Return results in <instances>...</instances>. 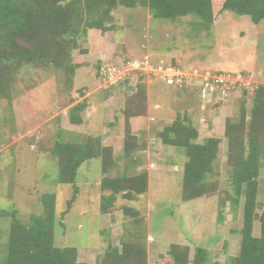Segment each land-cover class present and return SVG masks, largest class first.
Returning <instances> with one entry per match:
<instances>
[{"label": "rangeland", "instance_id": "obj_1", "mask_svg": "<svg viewBox=\"0 0 264 264\" xmlns=\"http://www.w3.org/2000/svg\"><path fill=\"white\" fill-rule=\"evenodd\" d=\"M221 4V0H214V23L206 30L199 28L197 19L191 16L172 22L154 19L147 7L113 10L110 31L94 38V42L91 31L80 39V48L90 49L91 42L95 48L103 47L100 66L105 62L102 66L120 67L125 74L123 81L109 91L103 87L108 80L103 83L96 74L98 52L83 55H79V50L73 52V61L79 62L81 67L71 91L67 92L64 73L26 68L11 98L0 99V212L16 210L17 218L27 223L31 214L43 213L41 197L55 193V244L75 247L78 261L86 264H100L99 259L107 247L118 246L120 236L129 232L146 236L147 264H172L168 255L171 244L187 246L190 261L196 248H204L210 252V264H229V259L239 250L236 231L242 226L243 198L233 203L224 193L225 179L231 171L225 156L226 141L220 144L216 163L221 177L219 192L185 202L181 200L186 160L183 149L163 146L156 135L174 121L178 112L187 111L198 126L200 142L209 135L214 115L220 117L215 120L214 135L222 137L226 119L237 116V107L245 96L237 91L238 94L227 93L223 97L216 95L206 103L199 91L182 95L162 83L159 76L143 70L145 62L146 67L153 70L175 67L183 72L196 70L199 74L235 73L252 82L254 88L264 84V22L254 24L248 16L222 11ZM136 84L145 88L146 113L132 120L130 131L137 135L145 149L143 168H148L149 171L145 170L150 175L147 193L137 202H124L119 195L112 210L117 217H122L116 218L114 224L105 223V219L101 220L98 191L103 177L101 161L93 158L78 169V194L62 219L61 213L72 198L73 186L56 183L59 167L52 154L55 142L58 139L81 142L87 135L97 136L102 143L108 140L121 155L126 132L123 109L127 100L134 103L136 93L130 88ZM97 94H101V98L117 95L118 99L109 101L111 108L104 105L100 109L95 102V98H99L94 97ZM82 99L90 101L80 112L84 122L81 126L70 124V108ZM100 102L103 103L102 99ZM245 103L249 109L251 97L248 96ZM113 135L120 145L113 143ZM119 164L112 175L123 171L124 164L122 161ZM127 172L132 175L138 170L128 169ZM258 189V202L262 205L264 167L260 171ZM123 205L141 212V226L132 225V218L121 209ZM261 212L262 209L257 208V213ZM10 222V217L0 216V264H5L6 260ZM255 230H260L259 221L255 222Z\"/></svg>", "mask_w": 264, "mask_h": 264}, {"label": "trees", "instance_id": "obj_2", "mask_svg": "<svg viewBox=\"0 0 264 264\" xmlns=\"http://www.w3.org/2000/svg\"><path fill=\"white\" fill-rule=\"evenodd\" d=\"M221 3L222 11L248 16L254 24L264 22V0H221ZM119 7H147L154 19L172 22L191 16L197 19L199 28L205 30L214 23V0H0V99L11 98L19 76L29 67L64 73L65 92L71 91L77 70L81 67L79 62L73 61L75 50H79V55L88 52L100 54L96 74L102 78L101 68L107 67L102 66L105 62L100 66L104 58L103 47L95 48L92 44L94 38H100L112 29V11ZM88 31L93 32L92 47L80 48V39H84ZM114 87L116 85L109 86L108 91ZM168 87L177 89L182 95L193 92L187 88ZM144 89L140 84L130 88L136 96L134 103L127 100L123 109L126 132L122 155L114 154L110 145L103 146L97 136L87 135L81 142H62L59 139L55 142L52 154L59 167L56 183L73 186V195L67 209L61 213L62 219L78 194V169L93 158L101 161L103 177L98 191L102 214L113 211L119 195L124 202H137L141 195L147 193L150 175L146 170L132 175L127 172L128 169L134 170L135 159L145 150L137 135L130 131L131 120L146 113ZM240 92L245 97L237 107V116L226 119L222 137L207 136L200 142L197 124L190 113L182 111L156 138L163 146L183 149L186 160L181 200L185 202L219 192L221 177L216 163L220 144L226 141L225 156L231 171L225 179L224 193L233 203L243 198L242 226L236 231L239 250L229 259V264H264V202L262 205L258 202L259 176L264 167V84L253 86L252 91L243 88ZM248 96L251 97L249 109L245 105ZM86 106L83 101L70 108V123L82 124L80 112ZM120 161L124 164L123 171L120 175H112V170L119 168ZM41 203L43 213L31 214L27 223L17 218L16 210L0 212V216L11 218L5 264H86L78 261L75 247L55 244V193L44 194ZM257 208L262 209L261 214L257 213ZM121 209L124 215L132 218L133 226L142 225L143 217L138 209L129 205H123ZM256 221L260 222L258 237L253 234ZM146 240V236L138 232L124 233L118 246L107 247L99 263L147 264ZM168 251L172 264H207L210 259L209 251L204 248H196L192 261L189 260L187 246L171 244Z\"/></svg>", "mask_w": 264, "mask_h": 264}, {"label": "built area", "instance_id": "obj_3", "mask_svg": "<svg viewBox=\"0 0 264 264\" xmlns=\"http://www.w3.org/2000/svg\"><path fill=\"white\" fill-rule=\"evenodd\" d=\"M128 64L133 65L132 63ZM143 64H145L143 70L159 76V79L167 86H173L178 89L187 88L193 92L199 91L201 93V98H203L206 103H209L216 95L223 97V95L227 93H234L243 88L245 90H253L252 82H249L246 79H241L239 77L240 75L232 76L231 74L223 73L211 75L208 72L199 74L196 70H194V72H183L175 67H165L153 70L146 67L148 66L147 63L143 62ZM101 75L103 83H106V80H108V83L104 84V88L116 85L125 77V74H122L120 67L111 66L103 67L101 69ZM202 109H204V106Z\"/></svg>", "mask_w": 264, "mask_h": 264}, {"label": "crops", "instance_id": "obj_4", "mask_svg": "<svg viewBox=\"0 0 264 264\" xmlns=\"http://www.w3.org/2000/svg\"><path fill=\"white\" fill-rule=\"evenodd\" d=\"M79 91H82V90H79ZM89 94V93H88ZM100 95L101 94H97V95H94V97H97V96H99V98H95L96 99V101L95 102H97V105L100 107V109H101V107L102 106H104V105H108L109 106V108H111L110 107V103H109V101L110 100H112V101H114V98H115V101L118 99V97H117V95H106V96H104V98H106V99H104V98H101L100 97ZM83 96H87V95H82V97ZM114 96V97H113ZM86 99V98H85ZM100 99H102V101H103V103H101L100 102ZM83 101H85L84 99H82V100H79L78 102H75V104H77V103H80V102H83ZM86 102V104L88 103L89 105H90V101H85ZM88 104H87V106H88ZM72 106H74V103H73V105ZM71 106V107H72ZM86 106V107H87ZM105 107V106H104ZM86 109V108H85ZM110 110V109H109ZM219 115H214V117H213V121H212V129H208V136H212V137H219V136H216V135H214V131H215V123H216V121L215 120H217V119H220V117H218ZM81 117V116H80ZM83 121V120H82ZM84 122V121H83ZM131 123H132V120H131ZM70 124H72V123H70ZM83 124V123H82ZM82 124H79L80 126L82 125ZM78 125V124H77ZM114 136V135H113ZM114 139H113V143H118V145H120V142H115V136L113 137ZM104 139V138H103ZM102 140V139H101ZM101 143H102V141H101ZM102 145L103 146H108V145H110L109 144V142H108V140L107 141H105V142H103L102 143ZM117 145V146H118ZM110 146H112V145H110ZM113 147V146H112ZM113 151H114V154H116V155H120V154H117V152L119 151V150H117L116 148H114L113 147ZM122 155V154H121ZM142 157H143V155H140L139 157H137V159H135V162H136V164L134 165V169L136 170H138V171H141V170H145V169H147L148 170V168H143V162H142ZM149 171V170H148ZM115 211V210H114ZM114 211H112L111 213H107V214H102L101 212H100V214H101V216L103 217L101 220H103V219H105L104 221H105V223H111V224H114V221L116 220V218H121L122 216H119V217H117L116 215V212H114ZM106 218H108V219H106ZM254 233H256V235H254V236H260V230L258 231V230H255V223H254V231H253V234ZM150 237V236H149ZM224 245V244H223ZM112 246H117V244H112ZM209 251V250H208ZM210 253V252H209ZM94 255V254H93ZM92 256V255H91ZM93 257V256H92ZM211 263V261H210V259H209V261H208V263L207 264H210ZM213 264H217L216 262H214Z\"/></svg>", "mask_w": 264, "mask_h": 264}]
</instances>
